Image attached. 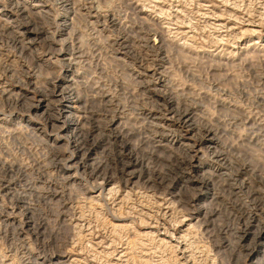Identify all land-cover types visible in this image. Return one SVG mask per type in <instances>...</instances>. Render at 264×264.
I'll use <instances>...</instances> for the list:
<instances>
[{"label": "rangeland", "instance_id": "obj_1", "mask_svg": "<svg viewBox=\"0 0 264 264\" xmlns=\"http://www.w3.org/2000/svg\"><path fill=\"white\" fill-rule=\"evenodd\" d=\"M146 1L0 0V98L19 93L37 105L44 99L43 90H59L30 112L9 105L11 109L0 101V163L24 170L17 190L35 204L45 226V239L38 242L27 229L20 236L21 244L6 240L3 228L13 232L24 217L1 192L0 264H264V232L262 244L250 250L233 244L235 232L242 226L239 217L251 211L253 203L246 189L237 195L224 184L228 169L241 167L248 173L240 182L264 178V0ZM149 4L156 6L151 9ZM160 10L167 13L160 15ZM179 15L187 25L181 24ZM157 30L167 34L159 54L149 48L160 45ZM16 33L25 35L24 42H33L31 49L14 41ZM163 97L179 107L191 106L198 124L217 131L215 142L228 161L217 163L210 143L197 130L187 128L177 136L167 132L157 151L145 116L152 114L158 98ZM53 108L65 110L57 129L44 120V114ZM83 115L99 121L114 119L129 152L148 161L152 169L169 157L172 162L186 156L187 146H192V165L184 169L179 184L193 179L202 184L210 179L211 190L188 191L187 195L196 197L184 209L167 201L162 191L149 192L131 178L121 183L120 192L113 194L116 197L99 192L83 167L96 166L105 149L96 146L84 161L73 156L69 121H81ZM159 116L157 123L172 127L164 113ZM54 151L63 160L73 156V166L65 161L56 165ZM179 187L174 190L179 192ZM212 189L219 200L215 204L211 203ZM199 207L217 212L209 229L190 218ZM90 230L93 233L88 234ZM217 232L220 237L214 240ZM221 239L233 245L216 243Z\"/></svg>", "mask_w": 264, "mask_h": 264}, {"label": "bare ground", "instance_id": "obj_2", "mask_svg": "<svg viewBox=\"0 0 264 264\" xmlns=\"http://www.w3.org/2000/svg\"><path fill=\"white\" fill-rule=\"evenodd\" d=\"M68 1V0H67ZM146 1V0H145ZM157 1V0H156ZM159 1V0H158ZM187 1V0H186ZM189 1V0H188ZM195 1V0H192ZM191 1V3H193ZM200 1V0H199ZM224 1V0H222ZM66 2V1H65ZM147 2V1H146ZM165 2V1H164ZM179 2V1H178ZM229 2V1H228ZM159 3V2H157ZM180 3V2H179ZM195 3V2H194ZM151 4V3H150ZM151 7H155L156 5ZM163 4V3H162ZM199 4V3H198ZM138 5V4H137ZM147 4H145L146 7ZM158 5V4H157ZM201 6V5H199ZM138 7V6H137ZM143 7V6H142ZM148 7V8H150ZM158 7V6H157ZM156 7V8H157ZM161 6H159L160 8ZM168 7V6H167ZM166 7V8H167ZM64 8V7H63ZM136 8V7H135ZM144 8V7H143ZM158 8V9H159ZM200 8V7H199ZM146 9V8H145ZM144 9V10H145ZM165 9V8H164ZM170 9V8H169ZM172 9V7H171ZM203 9V8H202ZM167 10V9H166ZM18 11V10H16ZM227 11V10H226ZM20 12V10H19ZM18 14H20L21 12ZM69 12V11H67ZM139 12V11H138ZM150 12L153 13V11L150 10ZM158 12V11H157ZM175 12V11H174ZM173 12V13H174ZM179 12V11H178ZM177 12V14H178ZM229 12V11H228ZM167 12H164L160 10V15H165ZM182 13V12H180ZM179 13V14H180ZM200 13V12H199ZM204 13V12H203ZM22 14V13H21ZM150 14V13H149ZM156 14V13H154ZM153 14V15H154ZM67 15V14H65ZM64 15V16H65ZM159 15V16H160ZM171 15V13H170ZM197 15V14H196ZM203 15V14H201ZM208 15V14H207ZM221 15V14H219ZM149 16V15H147ZM158 16V13H157ZM169 16V14H168ZM175 16V15H174ZM172 16V17H174ZM206 16V15H205ZM211 16V15H210ZM213 16V15H212ZM224 16V15H223ZM99 17V16H98ZM162 17V16H160ZM159 17V19H160ZM171 17V16H170ZM176 17V16H175ZM204 17V16H203ZM217 17V14H216ZM222 17V16H221ZM150 18V17H149ZM163 18V17H162ZM165 18V17H164ZM167 18V16H166ZM177 18V17H176ZM254 18V17H253ZM260 18V17H259ZM60 19V18H59ZM169 19V18H168ZM212 19V17H211ZM219 19V18H217ZM216 19V20H217ZM167 20V19H166ZM179 21H181L182 19H180V15L178 18ZM187 20V19H186ZM190 20V19H189ZM213 20V19H212ZM227 20V18H226ZM65 21V20H64ZM114 21V20H113ZM163 21V20H162ZM172 21V20H171ZM185 20L181 21L182 22ZM231 21V20H229ZM247 21V20H246ZM43 22V21H42ZM56 22V21H55ZM63 22V20H62ZM61 22V23H62ZM160 22V21H159ZM168 22V21H167ZM167 22H164V24H166ZM186 22V21H185ZM249 22V21H247ZM252 22V21H251ZM254 22V21H253ZM252 22V23H253ZM22 23V22H21ZM170 23V22H169ZM174 23V22H173ZM178 23V22H177ZM176 23V24H177ZM184 23V22H183ZM226 23V22H225ZM231 23V22H230ZM258 23V22H257ZM25 24V23H24ZM31 24V23H30ZM114 24V23H113ZM180 24V23H179ZM185 24V23H184ZM218 24V23H217ZM243 24V23H242ZM47 25V24H46ZM115 25V24H114ZM172 25V24H171ZM187 25V24H185ZM211 25V24H210ZM213 25V23H212ZM215 26H217L216 24H214ZM223 25V24H221ZM258 25V24H257ZM256 25V26H257ZM19 26V25H18ZM17 26V27H18ZM52 26V25H51ZM182 26V25H181ZM184 26V25H183ZM212 26V27H215ZM254 25V27H256ZM260 26L262 27V25L260 24ZM11 27V26H10ZM168 27V26H167ZM222 27V26H221ZM253 27V26H252ZM28 28V25L27 27ZM166 28V27H164ZM189 28V27H188ZM191 28V27H190ZM189 28V29H190ZM216 28V27H215ZM214 28V29H215ZM217 28H219L217 26ZM264 28V26L262 27ZM7 29V28H5ZM29 29L31 30L32 27L29 25ZM38 29V28H37ZM43 29V28H42ZM124 29V28H123ZM171 29V28H170ZM192 29V28H191ZM229 29V28H228ZM4 30V29H3ZM17 30V29H16ZM153 31L156 32V29H151ZM217 31V29H215ZM227 30V27H226ZM250 30V29H249ZM256 30V29H255ZM262 30V29H261ZM8 31V30H7ZM32 31V30H31ZM44 31V30H43ZM167 31V30H166ZM172 31V30H171ZM190 31V30H189ZM26 32V31H25ZM34 32V31H33ZM158 33H161V39H160V45H149V48L151 50H153V52H156L159 54V49L160 51L161 49V44H165L164 43V37H165V32L163 30H157ZM178 32V30H177ZM180 32V31H179ZM184 32V31H183ZM227 32V31H225ZM230 32V31H228ZM248 32V31H247ZM261 32V31H260ZM15 33V32H14ZM36 33V32H35ZM40 33V32H38ZM157 33V34H158ZM172 33V32H171ZM176 33V31H175ZM182 33V32H181ZM219 33V32H218ZM221 33V32H220ZM251 33V32H250ZM249 33V34H250ZM253 33V32H252ZM258 33V32H257ZM27 34V33H26ZM150 34V33H149ZM154 34V33H153ZM169 34V33H168ZM179 34V33H178ZM228 34V33H227ZM243 34V33H242ZM245 34V33H244ZM14 35V34H13ZM37 35V34H36ZM160 35V34H159ZM167 35V34H166ZM180 35V34H179ZM188 35V34H187ZM232 35V34H231ZM241 35V34H240ZM4 36V35H3ZM25 35H23L22 33H16L14 35V41L17 44L23 45L25 48L27 49H31L30 45L33 43L32 41L29 42H24V37ZM27 36V35H26ZM146 36V35H145ZM155 36V35H154ZM219 36V35H218ZM222 36V35H220ZM128 37V36H127ZM174 37V36H173ZM176 37V36H175ZM181 37V36H180ZM232 37V36H231ZM235 37V36H234ZM237 37V36H236ZM239 37V36H238ZM139 38V37H138ZM148 38V37H147ZM145 38V39H147ZM156 38V37H154ZM220 38V37H219ZM223 38V37H221ZM141 39V38H140ZM144 39V37H143ZM144 39V40H145ZM187 39V38H186ZM139 40V39H138ZM142 41V40H141ZM152 41V40H151ZM159 41V40H158ZM147 42L144 44L147 46ZM133 43V42H132ZM27 44V45H25ZM8 45V44H7ZM15 45V44H14ZM141 45V44H140ZM139 46V45H138ZM158 46V47H157ZM110 47V46H109ZM143 47V46H142ZM124 48V47H123ZM148 49V48H147ZM79 50V49H78ZM77 50V51H78ZM81 51V49L79 50ZM123 51V50H122ZM140 52V51H139ZM138 52V54H139ZM119 53V52H118ZM142 53V52H141ZM147 54V52H145ZM20 54V53H19ZM52 54V52H51ZM69 54V53H68ZM70 54H74L70 52ZM117 54V53H116ZM130 54V53H129ZM132 54V53H131ZM145 54V55H146ZM163 54V53H162ZM126 55V54H125ZM128 55V54H127ZM136 55V53H135ZM144 55V56H145ZM144 56H142L144 58ZM155 56V55H154ZM134 58V56H132ZM153 57V56H152ZM73 58V57H72ZM122 58V57H120ZM119 58V59H120ZM124 58V57H123ZM136 58V57H135ZM146 61V58H144ZM160 59V58H159ZM162 59V58H161ZM122 60V59H121ZM139 60V59H138ZM135 61V60H134ZM155 61V60H154ZM164 61V60H163ZM141 63V60H140ZM143 65V64H142ZM145 65V64H144ZM143 65V66H144ZM70 66V65H69ZM139 66V65H138ZM147 66V65H145ZM148 67V66H147ZM151 67V66H150ZM150 67H148L150 69ZM69 68V67H68ZM152 68V67H151ZM70 69V68H69ZM68 69V70H69ZM146 69V68H145ZM143 70V68H142ZM148 70V69H147ZM164 70V69H163ZM166 70V69H165ZM146 75V74H145ZM15 76V75H14ZM18 77V76H17ZM151 77V76H149ZM73 78V77H72ZM70 79V78H69ZM74 82V80L72 81ZM148 83V82H147ZM163 84V82H162ZM28 85V83H27ZM151 86V83H150ZM144 87V85H143ZM71 88V87H70ZM63 90V89H62ZM60 90V93L63 94L65 90ZM57 91V87L51 89V88H46L45 90H43V98L42 100H45L50 94H55ZM73 92V91H72ZM5 93V92H4ZM10 94V93H9ZM184 94V93H183ZM8 95V94H6ZM72 96V94H71ZM3 99L0 98V101L2 103H4V105H8V107H10L9 105H13L15 107H25L24 109H26V111H31L33 108H36L37 106H39L41 104V102H43L42 100L37 104H32L26 101V97L23 94H19L17 93V95L15 94H10V96H8L7 98H5V96H1ZM170 99V98H169ZM159 101V102H158ZM158 101L156 103V105L154 106L155 110L152 112V114L145 116V119H147V127L149 128L150 132L152 131V135L154 136V142L157 143L154 148L157 151L159 150V143L163 141V138L165 137V134L171 133L174 136H177L179 134V132H181L183 130V128H187V131L189 130H197L199 132V135L201 136V138L204 141H208L210 143V147L213 149V157L215 158L216 162L220 164V162L225 161L228 157L225 153L224 150L219 148V145L216 144V137L218 136L217 131L213 130L212 128H209L207 126H202L200 124H198L195 120V115H194V109L191 106H184V107H179L180 105L175 104L174 102L169 101L166 97H163L161 99L158 98ZM195 102V101H194ZM149 103V102H147ZM183 103V102H182ZM103 104V103H102ZM154 104V103H153ZM181 104V103H180ZM112 106V105H111ZM11 108V107H10ZM13 108V107H12ZM11 108V109H12ZM21 109V108H20ZM59 109V108H58ZM65 110L64 109H60L58 111H56L55 108H53V110H49L47 113L44 114V120L46 121V123H48L53 129H57L58 125H57V121L59 119H61L62 117H65V114L63 113ZM111 111V110H110ZM114 111V110H113ZM116 111V110H115ZM114 111V113H115ZM149 111V109L147 110ZM152 111V110H151ZM109 113V112H108ZM113 113V114H114ZM144 113V112H143ZM165 114L167 116L166 121H168V123L170 125H172V127H164V125H161L159 123H157L158 120V116L159 114ZM116 114V113H115ZM84 116V115H83ZM89 116V115H86ZM86 116L82 117V120H70L69 121V128L73 129V147H74V152H73V156L75 158H80V160H85L86 157L90 156L91 152H93V150L95 148H97L96 146H102L103 149H105L104 152V157L98 161L97 165L88 169L86 168V166H84L83 171H87L88 173V177L91 180V182L96 185V189H100L99 192H107L111 195H109L110 197H112L113 194H117L118 191L120 190L119 187L121 185V183H127V181L131 178L132 180H134V184L136 185H140L142 189H145L149 192H158V191H162V195L165 197L167 196V201L173 203V202H177L179 204L180 207H182L184 209V207L186 208V206H189V204L195 200L196 194H192V195H187L188 191H197V190H202L204 187L209 188L211 190V180L210 179H205L202 184L200 182L195 183L194 179L189 182H185L182 184H179L180 180H178V178L181 176L182 172L184 171V169L186 167L190 168L194 159V156L192 155V150L193 147L192 146H187V152L188 154H186V156H180L178 158H174L175 160H173L172 162H170L173 157H169L170 160H167L168 162H164L162 163L160 161V166L156 169H152L149 165H148V161L146 162L144 159H138L137 157H135L133 153L129 152L128 148H127V144L124 140V136L122 135V132L118 131L116 129V121L114 119H109L108 121H103V120H95L94 118H90L88 119ZM104 116V115H103ZM114 116V115H113ZM81 117V116H80ZM96 117V116H95ZM165 117V116H164ZM116 118V117H115ZM160 118V116H159ZM81 119V118H80ZM105 119V118H104ZM162 119V118H161ZM105 122V124H104ZM68 124V123H67ZM49 126V127H50ZM175 126V127H173ZM236 126V125H235ZM62 128V126H60ZM59 127V128H60ZM60 128V129H61ZM145 130V129H144ZM263 130V129H262ZM143 132V131H142ZM146 133V132H145ZM124 134V133H123ZM128 136V135H127ZM145 136V134H144ZM258 137V136H257ZM151 138V137H150ZM152 146V145H151ZM101 148V147H100ZM154 149V150H155ZM102 152V151H101ZM133 152V151H132ZM162 154H160L161 156ZM72 156V157H73ZM72 157H68V159H62L59 157V154L56 153L55 151L52 153V161L55 162L56 165H59V167L62 164L63 161H65V165L68 164H73L71 163L72 161ZM163 157V156H162ZM153 159V158H152ZM45 161V160H44ZM70 161V163H69ZM228 161V159H227ZM82 162V161H81ZM54 164V165H55ZM84 164V163H83ZM18 165V164H17ZM55 165V166H56ZM86 165V162H85ZM91 165V164H90ZM89 165V166H90ZM93 165V164H92ZM73 166V165H72ZM71 167V166H70ZM55 168V167H54ZM231 168V167H229ZM239 168V167H238ZM65 171L68 169L65 168ZM227 172V174L225 175V180H224V184H227V188L229 189L230 192L234 193V194H239V190L246 189V193L249 197V199L252 201L253 204H251L252 209L249 212H245L244 216H240L239 220L241 221L240 223H242V226H240L239 228H237V232H235V239H234V243L236 245L241 246L242 248L246 246V249L250 250L252 248H255L256 246H258L260 243L261 239H262V234L264 232V178H262L263 176H255V174L257 173H253L254 174V178L253 181H249L247 184L244 182H240L241 178L243 177V175H246L248 173V169L246 167H241L238 170H230ZM24 171V170H23ZM22 171V169L15 167L14 165H7L4 164L3 162L0 163V193L2 192V197L5 198L7 197L13 207H17V209H20V211L22 212L21 215H23L24 218H22V220L19 222V226L14 228L13 232H8V230H5L3 227V233L4 236L6 237V240H9L12 243H16V244H21V240H20V236L21 234L24 232V230L27 229L31 231L32 235L37 239L36 242H38V240L40 239H45V226L43 223V218L39 217L36 214V210L37 208H35V204L31 203L30 201L27 200L26 195L22 194L21 192H19L17 190V186L20 184V182L22 181V178L24 177V172ZM67 172V171H66ZM37 174V173H36ZM260 174V173H259ZM26 176V175H25ZM87 176V175H86ZM68 177V176H67ZM253 177V176H252ZM184 178V176H183ZM259 179L260 180V184L259 182H257L256 180ZM249 180V179H248ZM220 182V181H219ZM45 183V182H44ZM221 183V182H220ZM258 183V185H257ZM58 184V183H57ZM238 185H240V187H237ZM245 185V186H244ZM137 186V187H140ZM178 186L179 187V192L175 191L174 189H176ZM40 187V186H39ZM128 187V186H127ZM29 189V188H28ZM131 189V188H130ZM140 189V188H139ZM31 190V189H30ZM132 190V189H131ZM214 190V189H212ZM239 191V192H238ZM44 192V191H43ZM120 192V191H119ZM106 193V194H107ZM85 195V194H84ZM152 195V194H151ZM187 195V196H186ZM25 196V197H24ZM38 196V195H37ZM56 196V195H55ZM101 196V195H100ZM114 196V195H113ZM118 196V195H117ZM161 196V194H160ZM92 197V196H90ZM109 197V198H110ZM116 197V196H114ZM154 197V196H153ZM157 197V196H156ZM185 197V198H184ZM161 198V197H160ZM163 198V197H162ZM32 199V198H31ZM115 199V198H114ZM132 199V198H131ZM157 199V198H156ZM155 199V200H156ZM159 200V199H158ZM166 200V199H165ZM33 201V200H32ZM36 201V200H35ZM38 201V200H37ZM111 201V200H110ZM113 201V200H112ZM163 201V200H162ZM166 201V202H167ZM219 200H217L216 198V193L215 190L212 193V197H211V203L218 202ZM108 202V201H107ZM152 202V200H151ZM158 202V201H157ZM165 201H163L162 203H164ZM35 203V202H34ZM116 203V202H114ZM170 203V204H171ZM112 204V203H111ZM124 204V203H123ZM169 204V203H168ZM169 204V205H170ZM249 204V203H248ZM116 205V204H115ZM118 205V204H117ZM160 205V204H157ZM164 205V204H163ZM213 205V204H212ZM98 206V205H97ZM160 207V206H158ZM164 207V206H163ZM169 207V206H168ZM173 208V206H171ZM169 207V209L171 208ZM175 207V206H174ZM248 207V206H247ZM162 208V207H161ZM3 209V207H2ZM175 209V208H174ZM177 209V208H176ZM154 210V209H153ZM157 210V209H156ZM163 210V209H162ZM253 210V211H252ZM144 211V210H143ZM142 211V212H143ZM148 211V210H147ZM161 211V210H160ZM176 211V210H175ZM174 211V212H175ZM194 213H192L190 215V218H192V220H196L198 223H200L204 228L209 229L212 225H213V218L217 215L216 210L213 209H207V208H201L199 207L198 209L194 208ZM139 212V211H138ZM137 212V213H138ZM154 212V211H153ZM167 212V211H166ZM185 212H189V210H185ZM1 213V212H0ZM63 213V211H62ZM145 213V212H144ZM156 213V212H155ZM168 213V212H167ZM166 213V214H167ZM179 213V212H178ZM183 213V212H182ZM6 213H3V216H5ZM151 214V213H150ZM164 214V213H163ZM169 214V213H168ZM184 214V213H183ZM182 214V215H183ZM241 214V213H240ZM1 215V214H0ZM76 215V214H75ZM87 215V214H86ZM144 215V214H143ZM142 215V216H143ZM149 215V213L147 214ZM62 216V215H61ZM153 216V215H151ZM161 216V215H160ZM170 216V215H169ZM178 217V214L176 215ZM184 216V215H183ZM236 216V215H235ZM157 217V216H156ZM234 217V216H233ZM146 218V217H145ZM144 218V219H145ZM150 218V217H148ZM161 219V217H159ZM165 218V217H164ZM167 218V217H166ZM179 218V217H178ZM72 219V218H71ZM75 219V218H74ZM142 219V218H141ZM147 219V218H146ZM152 219V218H151ZM150 219V220H151ZM188 219V218H187ZM6 220V219H5ZM5 220H3V226H4V222ZM73 220V219H72ZM148 220V219H147ZM155 220H158L155 218ZM183 220V219H182ZM190 220V219H189ZM237 219V221H239ZM79 221V220H78ZM77 221V222H78ZM82 221V219L80 220ZM84 221V220H83ZM82 221V222H83ZM142 221V220H141ZM159 221V220H158ZM180 221V220H179ZM188 221V220H187ZM6 222H8L6 220ZM74 222V221H72ZM150 222V221H148ZM157 222V221H155ZM160 222V221H159ZM256 222V226H252V223ZM152 223V222H151ZM76 224V223H75ZM147 224V223H146ZM145 224V225H146ZM150 224V223H148ZM153 224V223H152ZM156 224V223H155ZM159 224V223H158ZM162 224V223H161ZM179 224V223H178ZM184 224V222H183ZM230 224V223H229ZM6 227L7 225H9L6 223L5 224ZM105 225V224H104ZM115 225V224H114ZM154 225V224H153ZM174 225V224H173ZM177 225V224H176ZM79 226V225H78ZM81 226V225H80ZM88 226V225H87ZM160 226V225H158ZM166 226V225H164ZM191 226V225H190ZM193 226V225H192ZM5 227V226H4ZM122 227V226H121ZM168 227V226H167ZM165 227V228H167ZM171 227V226H170ZM189 227V226H188ZM235 227V226H234ZM12 228V227H11ZM79 228V227H77ZM82 228V227H81ZM90 229H92L91 226H89ZM148 228V227H147ZM164 228V227H163ZM176 228V226L174 227ZM180 228V227H179ZM191 228V227H190ZM76 229V228H75ZM80 229V228H79ZM84 229V227H83ZM86 229V228H85ZM153 229V228H152ZM171 229V228H169ZM186 229V228H184ZM13 230V229H12ZM77 230V229H76ZM82 230V229H81ZM80 230V231H81ZM221 231L223 229H220ZM234 230V229H233ZM78 231V230H77ZM86 231V230H85ZM153 231V230H152ZM163 231H165L163 229ZM170 231V230H169ZM190 231V230H189ZM188 231V232H189ZM187 232V233H188ZM216 232V231H213ZM233 232V231H232ZM78 233V232H77ZM89 233H93L88 232ZM96 233V232H95ZM167 233V232H166ZM186 233V234H187ZM200 233V232H199ZM112 234V233H111ZM148 234V233H147ZM156 234V233H154ZM164 234V233H163ZM169 234V233H168ZM185 234V233H184ZM185 234V235H186ZM220 232H217L215 234H213V239L216 240L217 238L220 237ZM166 235V234H165ZM179 235V234H178ZM183 235V234H182ZM148 236V235H147ZM152 236V235H150ZM158 236V235H156ZM170 236V235H169ZM171 236H173V234H171ZM176 236V235H175ZM186 237V236H185ZM184 237V238H185ZM226 237V236H225ZM230 237V236H229ZM91 238V237H90ZM53 239V238H52ZM173 239V238H172ZM182 237H181V241H182ZM48 241L50 239H47ZM230 240V239H229ZM99 242V241H98ZM155 242V241H154ZM165 242V240L163 241ZM167 242V241H166ZM179 242V241H178ZM247 242V243H246ZM50 243V242H49ZM103 243V242H102ZM139 243V242H138ZM161 243V242H160ZM216 243L221 244V245H230L232 244V242H227L224 240H219L216 241ZM44 244V243H43ZM46 244V242H45ZM48 244V243H47ZM156 244V243H155ZM173 244V243H172ZM182 244V243H181ZM232 244V245H233ZM24 245V244H23ZM180 245V244H179ZM184 245V244H183ZM197 245V244H196ZM206 245V244H205ZM45 246V245H44ZM100 246V245H99ZM49 247V246H48ZM181 247V246H178ZM225 247V246H224ZM72 248V247H71ZM88 248V247H87ZM156 249V248H155ZM161 249V248H160ZM18 251V250H17ZM21 252V251H20ZM29 254V253H28ZM47 255V254H46ZM45 255V256H46ZM63 255H67V254H63ZM51 256V255H50ZM249 256V255H248ZM122 257H125L122 256ZM156 257V256H155ZM201 257V255H200ZM207 258V257H206ZM27 259V258H26ZM28 260V259H27ZM30 260V258H29ZM143 260V259H142ZM191 260V259H190ZM25 261V260H24ZM34 261V259H33ZM178 261V260H177ZM195 261V260H194ZM26 263V261H25ZM24 263V264H25ZM42 263V262H41ZM206 263V262H205ZM27 264H39L37 261L32 262V261H28Z\"/></svg>", "mask_w": 264, "mask_h": 264}]
</instances>
